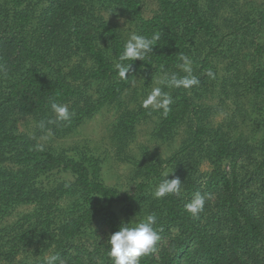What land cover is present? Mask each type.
<instances>
[{"label": "trees", "instance_id": "trees-1", "mask_svg": "<svg viewBox=\"0 0 264 264\" xmlns=\"http://www.w3.org/2000/svg\"><path fill=\"white\" fill-rule=\"evenodd\" d=\"M31 1L4 0L6 8L0 7V65L3 66L0 69V111L35 117L40 123L43 121L45 129H50L54 135L71 134L101 108L120 100L139 76L178 69L179 54L192 59L194 69L198 67L200 73L211 66L213 52L209 50L202 57L201 46L197 45L201 37L217 38L216 27L203 16L198 0H158L159 9L150 18L144 17L139 0L101 1L104 6L114 5L127 11L136 23L135 33L149 38L154 33L161 36L153 53L142 61L131 62L127 80H121L115 69L125 42L117 29L101 18L92 17L94 6L91 5V12L85 7L88 0H40V4L46 3L47 7L42 5L39 26L34 32L30 31L33 15L25 9ZM101 41L104 48L100 46ZM68 48L91 59L93 67H76L66 76L59 68L55 76H46L44 67L54 66L51 56ZM91 82L101 84L98 99L85 91ZM253 88L257 92L264 88V70L255 73ZM181 94L183 96L173 100L167 116L162 110L140 109L122 118L124 126L133 127L140 119L159 117L160 133L168 135L188 113L195 114L198 110H194L191 97ZM53 101L68 105L74 113L70 121L47 124L49 119H54L50 109ZM3 117L0 115V149L4 152L12 149L15 154L9 159L1 158L0 162L11 160L25 168L18 173L0 169V206L36 204L42 213L47 214L41 221V225L47 228L51 223V208L72 195L75 188L80 199L73 207L74 215L56 235L60 255L70 264L99 263L92 254L72 259L68 252L63 253L69 241L80 237L97 222L107 227L110 235L122 223L131 222L135 212L140 211L145 215H156L154 228L160 236L156 250L142 257L140 264H264V225L253 216L249 204L243 200L246 185L236 172L240 153L219 137H215L213 148L203 144L202 137L209 135L203 125H195L192 138V146L198 152L202 150L200 153L213 166L203 188L192 181L189 168L183 163L176 169V177L182 182L181 195H167L161 199L151 197L149 201L145 196V185L140 186L137 195L126 198L115 188L107 186L101 177L100 163L92 157L75 160L57 156L44 147L36 150L38 143L8 130L1 122ZM260 148V170L264 174V138ZM225 158L230 159L231 174L221 167ZM55 171L72 175L73 186L45 188L40 178ZM146 172L157 176L158 182L164 179L153 165L146 167ZM197 191L207 194V198L204 210L198 217H192L184 206ZM116 205H124L120 210L122 217L114 211ZM38 216V213L25 216L22 225L33 226V220L40 218L41 214ZM33 233L26 230L9 251L5 250V239L0 238V263L11 261L23 241ZM165 238L167 245H160Z\"/></svg>", "mask_w": 264, "mask_h": 264}, {"label": "rangeland", "instance_id": "rangeland-1", "mask_svg": "<svg viewBox=\"0 0 264 264\" xmlns=\"http://www.w3.org/2000/svg\"><path fill=\"white\" fill-rule=\"evenodd\" d=\"M103 0H88L86 10L94 6L92 17L101 20L115 29L119 36L127 40L135 32L136 23L127 11L114 5L104 6ZM145 18L152 17L159 9L158 0H139ZM203 16L211 20L216 27L217 38L201 37V56L209 50L213 52L210 58V68L199 72L194 69L193 74L201 83L190 90L170 89L157 83L164 73H178L179 69L157 71L139 76L135 79L130 90L123 97L111 104H107L94 114L93 117L78 126L71 134L57 136L49 129L41 128L35 117L19 115L1 109V122L14 134H21L42 145L57 156L67 159L94 158L100 163L101 177L104 183L115 188L120 196H133L139 193L141 185H145V196L153 197L155 186L159 183L157 176L148 174L146 167L153 165L163 178H176V169L183 163L189 168V175L202 189L213 166L204 158L199 150L192 146L195 125L201 124L209 135L203 136L201 141L208 147H214L215 137L229 143L231 148L239 151L240 158L236 172L246 187L243 200L249 204L248 208L253 216L264 225V174L260 170L261 148L264 138V88L257 92L253 88V77L258 70H264V0H198ZM107 4V3H106ZM42 3L32 0L25 9L33 15L34 32L39 26ZM0 7L6 8L4 0H0ZM44 8L47 4L44 3ZM71 46V45H70ZM104 48V42H100ZM261 47V53L259 52ZM74 48V46H73ZM64 52V53H63ZM52 68L44 67L46 76H55L60 68L63 76L69 75L76 67L91 69L93 62L80 52L60 49L58 54L51 56ZM41 67V65H38ZM214 73V78L207 75ZM76 86L79 84L75 83ZM101 84L91 82L85 91L90 97L98 99ZM160 86L168 92L173 100L184 95L191 97L195 114L188 113L174 130L169 134L160 133L159 117L138 120L133 127H126L122 118L133 114L142 107V100L153 87ZM152 109V108H148ZM160 135V136H157ZM230 148V149H231ZM0 149L1 158L9 159L15 152ZM5 155V156H4ZM221 167L231 174L230 159H223ZM25 167L14 164L11 160L0 162L3 171L18 173ZM45 188L51 189L59 185L71 187L74 178L69 173L55 171L49 176H42ZM73 194L63 198L49 211L51 223L43 227L41 221L47 214L40 211L36 204L2 205L0 206V238L5 239V250L9 251L19 241V236L28 229L34 233L23 241L16 256L11 260L1 261L0 264H44L48 255L61 257L65 264H70L60 255L58 238L64 223L72 217L73 207L79 201L80 195L74 188ZM154 198V197H153ZM155 199V198H154ZM124 205H116L114 211L122 217L120 210ZM4 212V215H3ZM38 213L32 225H22L27 215ZM147 215V214H146ZM141 211L135 212L131 222L139 221L145 216ZM38 216V217H39ZM37 221V222H36ZM45 231V232H44ZM264 231V229H263ZM109 230L99 222L92 228L85 230L80 237L69 241L63 253H69L71 258H85L91 254L99 264H109L106 255ZM168 240L162 239L160 245H167ZM95 251H98L97 253ZM76 259V258H75Z\"/></svg>", "mask_w": 264, "mask_h": 264}, {"label": "clouds", "instance_id": "clouds-1", "mask_svg": "<svg viewBox=\"0 0 264 264\" xmlns=\"http://www.w3.org/2000/svg\"><path fill=\"white\" fill-rule=\"evenodd\" d=\"M161 39L159 33H154L150 38L138 34L131 33L123 44V51L119 54L115 69L117 76L121 80H127L128 73L132 68V61L143 60L148 54L153 53L154 45ZM180 63L178 69L184 73H164L163 77L157 81L158 84L170 89L190 90L194 86H198L201 80L193 74V61L188 56L179 54ZM3 66L0 65V69ZM208 77L214 78L212 71L207 72ZM173 103V97L163 90L162 87H153L147 96L142 100V107L145 109L152 108L162 110V114L167 116L170 112V106ZM51 112L54 119H49L47 124H57L68 122L74 115L69 110L67 104L59 102H51ZM42 129L46 127L42 121L39 125ZM50 131V129H49ZM36 150H43L42 145L37 144ZM169 176V175H168ZM166 176L159 182L153 191L155 199H161L167 195L180 196L182 193V182L176 177L167 179ZM207 194L199 191L195 192L192 199L185 204L184 208L192 217H198L199 213L204 210ZM156 223V215L154 213L147 214L143 219L135 222L122 223L118 230L110 234L107 238L106 255L111 264H140L142 257L149 255L156 250L157 242L160 236L154 228ZM44 264H65V262L55 254L48 255Z\"/></svg>", "mask_w": 264, "mask_h": 264}]
</instances>
